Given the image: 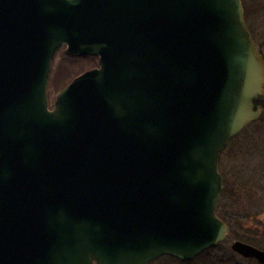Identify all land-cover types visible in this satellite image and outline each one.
Returning <instances> with one entry per match:
<instances>
[{
    "label": "water",
    "instance_id": "water-1",
    "mask_svg": "<svg viewBox=\"0 0 264 264\" xmlns=\"http://www.w3.org/2000/svg\"><path fill=\"white\" fill-rule=\"evenodd\" d=\"M61 48L98 67L50 109ZM263 113L264 54L240 0H0V264L216 247L220 154ZM231 250L264 264V250Z\"/></svg>",
    "mask_w": 264,
    "mask_h": 264
},
{
    "label": "rangeland",
    "instance_id": "rangeland-1",
    "mask_svg": "<svg viewBox=\"0 0 264 264\" xmlns=\"http://www.w3.org/2000/svg\"><path fill=\"white\" fill-rule=\"evenodd\" d=\"M240 2L252 41L264 54V6H258L264 5V0ZM63 49L58 50L51 63L47 88L50 108L63 88L65 75H79L96 64L94 59L69 57ZM63 75L65 78L60 79ZM218 169L223 185L216 215L229 227L226 240L189 261L164 256L150 264H259L233 252L231 245L239 240L264 250V113L227 143Z\"/></svg>",
    "mask_w": 264,
    "mask_h": 264
},
{
    "label": "flooded vegetation",
    "instance_id": "flooded-vegetation-1",
    "mask_svg": "<svg viewBox=\"0 0 264 264\" xmlns=\"http://www.w3.org/2000/svg\"><path fill=\"white\" fill-rule=\"evenodd\" d=\"M242 3V2H241ZM243 6V5H242ZM258 6L259 7H263L264 5H261L260 3H258ZM244 20H245V24H246V19H245V14H244ZM246 27H247V30H248V32L250 33V36H251V39L253 40V36H252V33H251V31H250V29L248 28V26L246 25ZM259 50V49H258ZM259 52L261 53V51L259 50ZM263 54V53H262ZM84 58H88V59H94L95 60V62H96V64H95V66L94 67H92V68H90L89 70H91V69H94V68H97L98 67V61H97V58L96 57H90V56H85ZM75 59H78V58H75ZM226 148V147H225ZM224 148V149H225ZM223 152V151H222ZM222 152H221V154H222ZM221 154H220V156H221ZM219 164H220V158H219V163H218V166H219ZM221 175V174H220ZM222 177V176H221ZM222 185H223V179H222ZM222 190V189H221ZM219 218H221V217H219ZM221 220H223V219H221ZM224 222V221H223ZM226 224V223H225ZM226 226H227V228H228V233H229V227H228V225L226 224ZM228 235V234H227ZM227 238V237H226ZM226 240V239H225ZM236 241H239V240H236ZM235 242V241H234ZM240 242H242V241H240ZM242 257V256H241ZM246 259H253V258H246ZM253 260H255V259H253ZM256 261V260H255ZM257 262V261H256ZM150 264V263H149Z\"/></svg>",
    "mask_w": 264,
    "mask_h": 264
},
{
    "label": "trees",
    "instance_id": "trees-1",
    "mask_svg": "<svg viewBox=\"0 0 264 264\" xmlns=\"http://www.w3.org/2000/svg\"><path fill=\"white\" fill-rule=\"evenodd\" d=\"M81 59H86V58H78V60H81ZM65 76H67V79L65 80V82L63 83V86L62 87H64L69 81H71V79H73L74 77H76L77 75H74V74H72V75H65ZM65 76L63 75L60 79H63V78H65Z\"/></svg>",
    "mask_w": 264,
    "mask_h": 264
}]
</instances>
